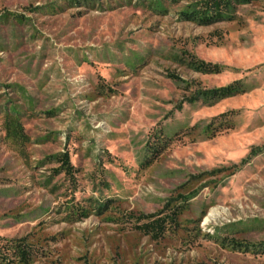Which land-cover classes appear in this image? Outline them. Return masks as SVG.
<instances>
[{
  "label": "rangeland",
  "instance_id": "rangeland-1",
  "mask_svg": "<svg viewBox=\"0 0 264 264\" xmlns=\"http://www.w3.org/2000/svg\"><path fill=\"white\" fill-rule=\"evenodd\" d=\"M200 2L0 0V264H264V0Z\"/></svg>",
  "mask_w": 264,
  "mask_h": 264
},
{
  "label": "trees",
  "instance_id": "trees-1",
  "mask_svg": "<svg viewBox=\"0 0 264 264\" xmlns=\"http://www.w3.org/2000/svg\"><path fill=\"white\" fill-rule=\"evenodd\" d=\"M251 0H201L193 11L191 12V19H194L200 23H210L212 21L222 20L225 17H229L237 5H244ZM192 67L195 71L203 74H219L221 67L219 65L206 63L202 61L193 60ZM240 91L236 89L234 85L225 88H219L204 95L207 97L223 98L238 94ZM226 117L222 115L215 118L221 119ZM60 162L63 164V170L68 176H73L75 168L71 162L70 155L68 152L63 153L59 157ZM177 213L173 211L172 214L161 216V215H148L142 216V222L139 225V230L145 235L151 236L153 239H160L169 226L176 223ZM27 246L24 240H11L6 243H0V258L2 257H15L21 261H27L29 253L27 252ZM5 262V261H4Z\"/></svg>",
  "mask_w": 264,
  "mask_h": 264
}]
</instances>
